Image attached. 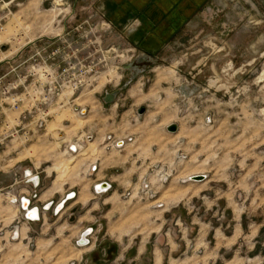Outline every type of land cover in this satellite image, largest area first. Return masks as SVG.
Instances as JSON below:
<instances>
[{"label": "rangeland", "instance_id": "rangeland-1", "mask_svg": "<svg viewBox=\"0 0 264 264\" xmlns=\"http://www.w3.org/2000/svg\"><path fill=\"white\" fill-rule=\"evenodd\" d=\"M100 1L13 0L1 56L89 15L98 31ZM112 27L102 45L116 50L113 65L18 157L39 167L40 195L58 179L69 190L49 199L77 191L86 203L75 202L70 218L49 212L30 229L35 245L11 244L0 264H264V0H209L158 53L138 51L127 37L134 27ZM129 137L121 149L109 142ZM75 142L81 148L66 154ZM162 166L174 170L170 180L154 198L141 195L142 178L154 183ZM192 174L206 177L181 183ZM103 181L111 187L97 194ZM85 225L91 244L80 247Z\"/></svg>", "mask_w": 264, "mask_h": 264}, {"label": "built area", "instance_id": "built-area-1", "mask_svg": "<svg viewBox=\"0 0 264 264\" xmlns=\"http://www.w3.org/2000/svg\"><path fill=\"white\" fill-rule=\"evenodd\" d=\"M12 2L0 1V33L11 14ZM92 17L89 15L84 22L69 30L65 27L51 36L38 35L28 39L11 56H1L10 49V45L9 41L0 38V66L5 64V70L0 73V262L11 244L22 243L27 248L33 247L35 243L30 224H43L49 212L59 214L66 201L74 197V193H69L57 203L49 198L41 200L39 167L24 166V159L18 157L28 142L46 133L50 119L68 105L72 106L74 99L97 81L103 69L113 65L116 50H107L102 45L103 34L113 32L112 24L100 14V29L94 31L88 22ZM19 36L23 38L24 33L20 32ZM109 140L111 147L121 149L133 138ZM78 143L68 144L66 154L76 153L80 149L76 145ZM176 158L182 162L186 154L177 152ZM89 164L88 172H94L96 162ZM172 171V168L160 167L154 173V183L150 177H143L138 192L154 198L156 188L170 180ZM197 175L192 174L180 181L188 182ZM133 189L123 195H133ZM24 201L26 206H23ZM7 205L14 208L11 217L5 210ZM86 230L90 231L88 244L83 247L91 244L93 233L92 228L83 232ZM70 264L77 262L71 260Z\"/></svg>", "mask_w": 264, "mask_h": 264}, {"label": "crops", "instance_id": "crops-1", "mask_svg": "<svg viewBox=\"0 0 264 264\" xmlns=\"http://www.w3.org/2000/svg\"><path fill=\"white\" fill-rule=\"evenodd\" d=\"M100 1V0H98ZM209 0H101L100 9L104 16L113 24L114 28L121 27L134 29L128 34V39L135 44L138 51L142 53H158L172 39H174L191 21L195 14ZM99 174V172L97 173ZM104 175L101 176V178ZM56 178V177H55ZM55 180V181H54ZM52 185L43 192L41 200L54 197L56 195L63 196L69 190L66 181L55 184L58 179H54ZM108 183V182H107ZM48 193V194H46ZM79 193L74 192L75 201H67L59 216H72V207L78 200ZM63 198V197H62ZM83 205L86 202H81ZM47 216V221L49 219ZM40 222H33V226L44 225ZM88 226L85 225L86 229ZM80 257L84 258V253L88 250L84 248L80 250ZM90 251V250H89ZM108 251L104 249L103 255H107ZM79 257V258H80Z\"/></svg>", "mask_w": 264, "mask_h": 264}, {"label": "water", "instance_id": "water-1", "mask_svg": "<svg viewBox=\"0 0 264 264\" xmlns=\"http://www.w3.org/2000/svg\"><path fill=\"white\" fill-rule=\"evenodd\" d=\"M144 111H145L144 108L140 109V113H143ZM167 130L169 132H175V131H177V125L176 124H170V125L167 126ZM193 179L197 180V181L203 180L204 176L203 175H197V176H194ZM109 188H110V184L109 183L102 182V183H100V184L95 186V191L97 193H101V192H103L105 190H108ZM23 206H26V201H24ZM89 232H90L89 230H86V231H84L81 234L79 240H77V245L78 246L83 247V246H86L88 244L87 235L89 234Z\"/></svg>", "mask_w": 264, "mask_h": 264}, {"label": "bare ground", "instance_id": "bare-ground-1", "mask_svg": "<svg viewBox=\"0 0 264 264\" xmlns=\"http://www.w3.org/2000/svg\"><path fill=\"white\" fill-rule=\"evenodd\" d=\"M76 145L79 146V147L81 146L80 144H76ZM86 146H87V145H86ZM92 146H93V145H92V142L89 141V148H92ZM80 148H81V147H80ZM60 163H61V162H60ZM62 165H63V163H62ZM64 165H65V163H64ZM59 168H60V167H59ZM56 170H57V169H56ZM61 170H62V169H61Z\"/></svg>", "mask_w": 264, "mask_h": 264}]
</instances>
